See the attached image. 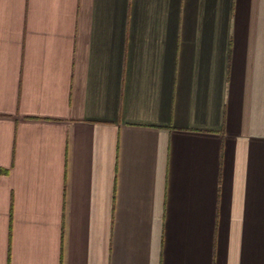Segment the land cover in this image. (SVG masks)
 I'll list each match as a JSON object with an SVG mask.
<instances>
[{
	"label": "crops",
	"instance_id": "obj_1",
	"mask_svg": "<svg viewBox=\"0 0 264 264\" xmlns=\"http://www.w3.org/2000/svg\"><path fill=\"white\" fill-rule=\"evenodd\" d=\"M0 264H264V0H0Z\"/></svg>",
	"mask_w": 264,
	"mask_h": 264
}]
</instances>
